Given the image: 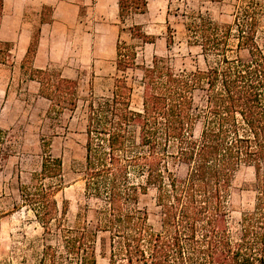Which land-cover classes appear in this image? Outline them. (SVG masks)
<instances>
[{"label":"trees","instance_id":"1","mask_svg":"<svg viewBox=\"0 0 264 264\" xmlns=\"http://www.w3.org/2000/svg\"><path fill=\"white\" fill-rule=\"evenodd\" d=\"M257 4L239 6L225 25L202 13L191 16L189 43L201 47L205 69L177 70L156 54L151 64L140 65L136 48L118 39L119 74L111 95L87 100L81 172L86 203L76 220L68 221V200L58 199L64 165L51 144H44L40 170L19 187L22 205L34 213L47 241L39 264H98V254L109 264H264V51L257 41ZM147 7V0H118L120 21ZM43 9L41 23H51L45 11L53 8ZM131 31L134 39L154 42L140 25ZM40 32L22 67L50 101L48 114L59 118L76 110L79 82L34 66ZM173 42L170 33L168 45ZM135 69L142 74L139 111L132 108L128 77ZM7 134L0 127V156ZM243 167L255 169L257 194L234 233L231 200ZM150 189L160 210L158 229L140 207Z\"/></svg>","mask_w":264,"mask_h":264},{"label":"rangeland","instance_id":"2","mask_svg":"<svg viewBox=\"0 0 264 264\" xmlns=\"http://www.w3.org/2000/svg\"><path fill=\"white\" fill-rule=\"evenodd\" d=\"M147 1L144 13L128 16L122 22L118 0H5L0 17V127L8 134L6 153L0 156V264H39L42 256L47 242L44 230L34 213L22 205L19 187L40 170L44 144H51L52 154L63 160L65 185L58 199L68 200L70 223L86 203L81 172L86 153L87 100L91 95L95 99L111 95L119 74L118 39L136 48L140 65L151 64L156 54L167 58L177 70L205 69L201 47L189 43L186 24L191 16L202 13L220 25L230 24L236 9L250 0ZM255 1L260 8L257 41L264 51V0ZM41 3L53 8L46 10L45 15L56 21L50 39L54 60L49 67L79 82L76 110L65 111L59 118L48 114L50 101L39 95L36 82H30L22 67L23 50L17 45L18 42L21 45V33L31 41L41 30L44 10L43 6L40 9ZM135 25H140L154 42L134 39L131 27ZM170 33L174 37L172 46L168 45ZM231 44L236 45L234 38ZM241 54L245 56L246 52ZM141 75L139 69L128 74L134 87L132 108L137 111L142 108ZM196 101L201 102L200 93ZM255 186V169L243 167L236 176L231 200L234 233L239 228L242 212L255 205ZM140 207L148 211L150 224L158 229L160 210L154 189L140 197ZM50 242L55 244V237ZM98 264H109V261L98 254Z\"/></svg>","mask_w":264,"mask_h":264},{"label":"crops","instance_id":"3","mask_svg":"<svg viewBox=\"0 0 264 264\" xmlns=\"http://www.w3.org/2000/svg\"><path fill=\"white\" fill-rule=\"evenodd\" d=\"M41 4L42 5H41L40 9L42 11L43 3H41ZM23 10H24V7H23ZM55 12H56V9H55ZM54 23H56L55 20L52 23H43L41 25L39 46H38V50H37V53H36V56H35V59L33 62L34 66L36 68H47L50 66V64L54 60V51H53L52 45L50 43V39L52 36L51 30H52ZM21 38H22L21 45L19 42L17 45H18V47L22 48V50H23L22 58L24 59L27 48L30 44V38L27 36L23 37L22 33H21V36H19V39H21ZM30 82H36L39 86V83L37 81L30 80ZM38 92H39V87H38Z\"/></svg>","mask_w":264,"mask_h":264}]
</instances>
